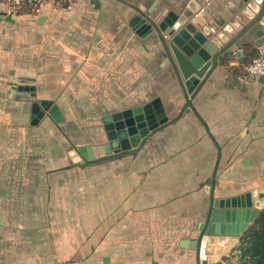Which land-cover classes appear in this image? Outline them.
<instances>
[{"label": "crops", "instance_id": "crops-1", "mask_svg": "<svg viewBox=\"0 0 264 264\" xmlns=\"http://www.w3.org/2000/svg\"><path fill=\"white\" fill-rule=\"evenodd\" d=\"M108 1L106 7L110 8L107 11L114 7V13L110 15L92 13V9L90 14H86L89 3L94 2V7L98 6L96 0H76L63 8L58 0H46L41 12L36 14H14L10 11L11 7L0 0V85H6V74L1 73V69H6L8 63V39L20 40L21 47L25 32L38 40L51 37L52 41H59V36H52L51 32L63 24L67 25L69 35H64L62 41L67 39L70 43L67 42V46L62 44V51L73 55L69 61L79 63L81 71L99 70L94 73H100L101 67L88 56L89 53L96 55L97 51L92 46L94 44L87 46V35L83 36L85 40L79 46L74 45L78 42L72 40L71 36L78 34V38H82L83 33L94 36L99 32L96 29L97 20L93 19L97 17L103 18L104 28H108V23L112 26L119 17V1ZM252 1H244L222 25L214 24L224 29L232 17L239 22V28L231 27L232 32L225 31L222 44L228 43L259 14L263 2L258 0L253 6ZM186 3L180 7L181 10ZM181 10L176 12L180 13ZM24 21H28L27 24ZM107 31L111 40L114 39L111 43L116 42L113 49L118 54V30L111 28ZM35 48L38 53L39 44ZM90 48L94 49L91 51ZM262 53L264 16L220 55L219 65L193 98L196 113L191 108L186 109L174 123L155 132L139 148V152L136 151V156L110 159L116 166L112 165L113 172L109 179L100 177L102 187L97 189L99 197L94 195L98 199L105 198L108 203L94 207L97 227H105L109 233L106 238L98 237L95 233L94 240L89 241L94 244L97 263L196 264V250L190 248L188 243L197 238L209 209L211 176L217 159L215 197H241L244 201L250 192L260 209L256 217L264 209V77L249 78L244 72V65ZM65 66L58 65V69L65 71L67 79L78 78L72 74L76 66ZM95 80H88V84L96 83ZM1 128L0 264H86L89 254L72 253L71 244L67 248V243H63L62 253H57L61 246L53 239V232L46 244L42 245L45 249L37 245L40 225L38 220L32 222V216L42 211L36 204L38 186L33 188L31 178L22 179L24 171L18 158L8 160L2 155L7 139L6 127ZM155 138L159 141L156 144L161 154L152 158L149 157V147L154 145ZM29 164L30 167L36 166L32 161ZM25 172L29 177L30 172ZM52 205L45 207V212L55 213V206ZM26 216L29 218H24ZM50 224L47 221L48 229L53 227ZM243 234L210 237L207 245L209 260L215 264L232 258L238 252L236 248ZM80 243L79 247H83L84 243V247H87L86 241ZM34 244L37 245L35 248ZM103 248L110 249V254L104 256L101 252L98 257L97 252ZM232 260L236 262L237 257Z\"/></svg>", "mask_w": 264, "mask_h": 264}, {"label": "rangeland", "instance_id": "rangeland-1", "mask_svg": "<svg viewBox=\"0 0 264 264\" xmlns=\"http://www.w3.org/2000/svg\"><path fill=\"white\" fill-rule=\"evenodd\" d=\"M58 1L63 8L76 0ZM96 1L98 6L94 7V2L87 5L86 14L91 13L90 9L93 10L92 13L96 12L99 15L114 13V7L113 10L107 11L110 8L106 7V4L110 3L108 0ZM118 1L119 17L112 26L108 23V28H104L103 18L97 17L93 19L97 20L96 29L99 32L94 36L91 33H83L82 38H78V34L75 37L73 34L71 36L72 40L78 42L74 45L79 46L85 40L83 36L87 35V46L94 44L92 46L95 49L90 50L97 51L96 55L89 53L88 56L101 67L100 73L95 74V70L81 71L79 63L69 61L73 55L62 51L64 49L62 44L67 46L70 43L67 39L62 41L64 35H69L67 25L64 24L56 26L55 31L51 32L52 36H59L57 37L59 41H52L51 37L38 40L25 32L21 47L20 40L17 39L16 42L8 39L6 47L8 63L6 69H1V73L6 74V85H0V127H6L7 139L6 145L4 144L5 150L1 152L8 160L18 158L24 173L26 170L30 172L29 177L23 173L22 179L31 178L33 188L38 186L39 198L36 204L42 211L32 216V222L38 220L40 225L37 230L39 237L37 245L40 249H45L42 245L46 244L47 239H50V233L53 232V239L61 246L57 253H62L63 243H67L65 245L67 248L68 244H71L72 253L77 251L89 254L86 264L100 263L95 261L94 244L89 242L94 240L95 233L98 237L109 236L105 227H97L94 207L108 205L105 198H97L99 197L97 189L100 190L102 187L100 177L109 179L113 172L112 165L116 164L111 163V158H97L92 162L75 160L76 150L86 144L100 146L108 143L103 117L114 111L141 105L157 96L159 91L153 88L154 84L158 75L169 64V56L165 55L167 51L157 31L154 30L145 36L136 33L129 24V20L136 13L135 9ZM127 1L138 4L141 2ZM186 2L187 0H159L154 14L159 13L163 16L169 10L179 11ZM10 9L14 14L38 13L34 10ZM27 22L24 21L25 24ZM111 28L118 30V54L113 49L116 42L111 43L114 39L111 40L110 32L107 31ZM37 44L40 46L38 53L35 48ZM83 45L86 46V43ZM64 64L76 66L72 74L78 78L67 79L65 71L62 68L58 69ZM87 76L90 78H86ZM94 77L98 79L95 80ZM90 79L96 83L89 85ZM19 85L35 86V89L20 90ZM39 99H51L58 103L65 119L60 122L54 121L47 111L37 123H32V104ZM153 142L154 145L149 147V157L157 158L161 154L159 145L156 144L159 141L155 138ZM138 152L119 156L124 159L130 158L136 156ZM31 161L38 167H30ZM18 178L21 177L18 175ZM52 204L55 206V213L45 212V207L50 208ZM47 221L52 223L50 224L54 227L50 228L52 231L47 228ZM83 240L86 241L87 247H84L85 243L83 247H79ZM37 245L34 244L33 248ZM101 252L107 256L106 254L109 255L111 251L103 248L97 252L98 257Z\"/></svg>", "mask_w": 264, "mask_h": 264}, {"label": "water", "instance_id": "water-1", "mask_svg": "<svg viewBox=\"0 0 264 264\" xmlns=\"http://www.w3.org/2000/svg\"><path fill=\"white\" fill-rule=\"evenodd\" d=\"M120 1L135 9L136 13L129 20V24L136 33L145 36L154 30L157 31L167 51L165 55L169 56V64L158 75L154 84L153 88L157 89L159 94L141 105L104 116L109 142L100 146H80L76 150L78 155L74 158L78 161L92 162L97 158L109 159L136 152L155 132L179 119L186 109L191 108L196 113L193 98L219 65L220 55L264 16V0H261L263 3L259 14L228 43L222 44L221 39L225 37V31H231V27L239 28V22L236 17H232L228 25L224 24V29H219L214 24L222 25L244 1L251 0H188L180 13L169 10L164 17L159 13L154 14L159 0H141L140 4ZM256 1L258 0L252 1L253 6ZM153 15L154 18L151 17ZM240 15L239 13L238 17ZM19 89L34 90L35 86L19 85ZM31 111V121L34 124L47 111L54 121L65 119L60 105L51 99L34 101ZM218 166L219 159L211 176L210 205L199 234L194 241L185 242L196 250V264H213L208 258L207 245L210 237L242 235L260 210L250 192L244 201L241 197H215Z\"/></svg>", "mask_w": 264, "mask_h": 264}, {"label": "trees", "instance_id": "trees-1", "mask_svg": "<svg viewBox=\"0 0 264 264\" xmlns=\"http://www.w3.org/2000/svg\"><path fill=\"white\" fill-rule=\"evenodd\" d=\"M17 10L33 11L30 7ZM241 237V242L236 248L238 252L232 255V258L237 257V261L228 257L225 262L215 264H264V209Z\"/></svg>", "mask_w": 264, "mask_h": 264}, {"label": "built area", "instance_id": "built-area-1", "mask_svg": "<svg viewBox=\"0 0 264 264\" xmlns=\"http://www.w3.org/2000/svg\"><path fill=\"white\" fill-rule=\"evenodd\" d=\"M13 9L30 7L34 11H40L45 0H2ZM245 75L249 78L264 77V53L253 57L244 65Z\"/></svg>", "mask_w": 264, "mask_h": 264}, {"label": "flooded vegetation", "instance_id": "flooded-vegetation-1", "mask_svg": "<svg viewBox=\"0 0 264 264\" xmlns=\"http://www.w3.org/2000/svg\"><path fill=\"white\" fill-rule=\"evenodd\" d=\"M150 1H151V0H150ZM137 3H138V2H137ZM137 3H136V4H137ZM139 4H140V3H139ZM146 6H147V3H146ZM142 10L145 11L146 9H145V8H142ZM165 15H166V14H165ZM151 17L154 18L155 16L153 15V16H151ZM161 17H164V15H163V16L161 15Z\"/></svg>", "mask_w": 264, "mask_h": 264}]
</instances>
